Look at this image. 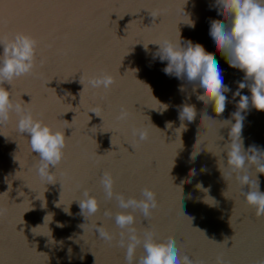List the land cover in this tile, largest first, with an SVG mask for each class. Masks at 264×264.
<instances>
[{
	"label": "water",
	"instance_id": "obj_1",
	"mask_svg": "<svg viewBox=\"0 0 264 264\" xmlns=\"http://www.w3.org/2000/svg\"><path fill=\"white\" fill-rule=\"evenodd\" d=\"M214 5L215 0H0V36L23 31L38 41L33 71L4 86L14 101L66 136L64 157L53 169L57 181L46 184L36 173L39 157L30 150V137L16 129V114L0 125L6 136L0 134V264H126L120 241L121 232L125 240L128 233L115 224L122 210L115 197H106L100 183L105 172L114 178V192L125 198L139 199L144 188L155 192L159 206L150 218L135 212L141 238L174 237L180 255L193 264H264V217L244 199L242 190L249 186L241 190L225 167L230 125L224 121L236 111L239 97L233 93L244 73L230 67L210 39V22L224 19ZM188 14L194 28L181 22ZM179 30L182 42L203 45L218 61L230 88L219 116L197 100L199 90L193 93L186 81L164 73L167 61L153 58L158 45L150 42L174 40ZM105 73L115 80L110 89L88 84ZM241 94L251 96L247 88ZM183 103L195 105L197 115L181 132ZM162 104L167 110L161 114ZM122 107L129 113L124 121L117 119ZM242 115L244 149L255 145L264 151V111L250 102ZM144 127L149 138L137 143L133 128ZM257 177L264 192V174L249 168V179ZM85 190L100 204L86 219L76 201ZM100 226L114 235L111 242L99 238ZM142 253L141 245L136 257Z\"/></svg>",
	"mask_w": 264,
	"mask_h": 264
},
{
	"label": "clouds",
	"instance_id": "obj_2",
	"mask_svg": "<svg viewBox=\"0 0 264 264\" xmlns=\"http://www.w3.org/2000/svg\"><path fill=\"white\" fill-rule=\"evenodd\" d=\"M186 3L187 0H185ZM214 6L218 10V15L223 16L224 19L210 22V39L228 65L244 73L243 80L237 82L238 88L233 93V99L239 97L236 101V111L231 114V119L224 121L225 125H230L229 142L225 145L227 153L225 167L238 179L241 190L244 185L249 186L248 191L242 190L244 199L254 209L258 218L264 217V192L260 191L259 178L249 179V168L251 167H254L257 173L264 174V151L255 145L245 150L242 137L243 120L245 119L242 113L249 108L250 102L256 110L264 111V0H215ZM181 22L189 27H195V22L191 20L189 14L188 21ZM150 43L158 45L153 58L158 57L161 62L167 61L163 69L165 74L186 81L188 85H191L193 93L199 90L196 95L197 100L205 105L210 104L218 116L225 111L227 101L225 93L229 92L230 88L223 83L222 70L214 54L206 52L203 45L199 43H193L191 40L182 42L180 30L174 40L164 38ZM149 44L147 46L143 44L145 50L148 49ZM0 45L3 46V54L0 55V125L6 124L12 114H16L18 117L17 131L22 135L28 134L30 150L38 154L37 175L46 184H55L57 179L54 170L61 163L66 147L64 130L54 129L44 120L34 117L32 112L26 109L24 103L16 102L11 98V89L4 86L7 83L12 87L14 80L33 71L38 41L30 33L19 31L11 37L0 36ZM80 82L82 83L81 80ZM114 83V78L107 73L90 78L88 81L92 88H103L104 90L110 89ZM245 88L250 91V97L241 94V90ZM179 90L185 91L184 85H181ZM162 105L164 107L158 110L161 114L167 110V105ZM91 112L101 117L98 109H93ZM196 115L195 105L183 103L178 108L180 125L177 129L181 132L186 131L187 123L194 121ZM128 117V111L122 107L117 119L124 121ZM150 124L156 127L151 120ZM166 126L171 128L172 122H166ZM132 135L138 138L137 143L143 142L149 138V128H133ZM111 144L113 145L112 139ZM132 147H135V144ZM196 154H192L193 160ZM190 173L195 175V169H191ZM222 175L224 177V173ZM100 183L108 200L115 197L118 207L122 210L115 214L114 219L118 228L127 229L126 240L123 238L124 233L121 232L120 241V247L126 249V264H193L188 257L180 255L174 237H168L166 241L161 242L156 240L151 233H145L143 238L138 235L134 227L135 212L138 210L144 218L148 219L152 210L159 206L153 190L144 188L139 199L125 198L123 194L114 192V178L108 172L101 177ZM197 188L207 191L202 184H197ZM83 197L76 201L79 204L81 215L86 219L97 213L100 204L98 199L90 195L87 190L83 192ZM56 206L59 207L60 204L57 202ZM64 211L68 212L69 209H64ZM49 214L45 215L43 224L46 223ZM3 215L4 209L0 208V216ZM105 215L110 216L111 213L106 211ZM52 219L51 214V220L47 223L49 224ZM22 221L24 223L23 217ZM39 226L41 225L32 228V232L35 233L33 230ZM57 226L63 227L60 222H57ZM96 231L99 233V238L106 242L114 239V235L102 226L97 227ZM227 240L228 237H225L224 242ZM141 245L143 253L137 258L136 249Z\"/></svg>",
	"mask_w": 264,
	"mask_h": 264
}]
</instances>
